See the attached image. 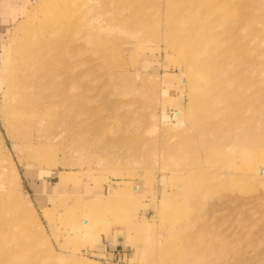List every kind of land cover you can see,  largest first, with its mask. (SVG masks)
Returning <instances> with one entry per match:
<instances>
[{
    "label": "rangeland",
    "instance_id": "obj_1",
    "mask_svg": "<svg viewBox=\"0 0 264 264\" xmlns=\"http://www.w3.org/2000/svg\"><path fill=\"white\" fill-rule=\"evenodd\" d=\"M48 1L28 0L15 24L2 25L0 192L18 221L0 222V264H264V56L244 72L252 119L234 129L216 123V104L162 25L144 36L116 30L101 45L96 32L76 72L32 73L40 104L62 84L77 94L74 114L6 128L13 50ZM223 1L245 18L241 36L264 31V0ZM208 141L220 150L208 155ZM113 199L102 216L86 215Z\"/></svg>",
    "mask_w": 264,
    "mask_h": 264
},
{
    "label": "bare ground",
    "instance_id": "obj_2",
    "mask_svg": "<svg viewBox=\"0 0 264 264\" xmlns=\"http://www.w3.org/2000/svg\"><path fill=\"white\" fill-rule=\"evenodd\" d=\"M228 7L223 0H49L44 6L43 16L33 21L29 30L27 28L25 33L29 36L13 50L16 59L10 67L7 100L3 103L4 127L21 130L55 111L58 114L63 110V114L69 117L80 107L77 94L60 88L62 84H57L58 91L51 100L44 95L49 99H46V105L40 104L42 94H35L33 90L34 70L46 68V74H52L48 79L53 77V73L60 77L69 71L70 75L80 65L79 54H89L96 44L115 42L116 30L144 36L154 26L161 25L160 34L164 40L187 61L191 69L189 78L202 83L199 89H204L205 95L216 104L219 110L216 123H226L234 129L248 123L252 119L251 110L255 102L251 97V77L247 78L244 72L251 71L257 55L264 56L261 43L264 31H248L249 39L244 38L245 35L241 36L242 32L236 28L239 24L242 28L245 18L242 15L244 19L241 21L239 12L231 13ZM96 32H103L104 36L101 35L99 43L95 44L91 39ZM160 34H156L153 40H158ZM260 66L264 68V61ZM71 77L75 79L73 75ZM247 88L251 93L245 92ZM194 110L192 106L190 113ZM259 110H256L258 116L261 115ZM20 136L24 138V135ZM207 143L208 155L220 150L219 145ZM4 197V192H0V222L12 226L18 221L13 212L15 205L5 201ZM116 205L117 201L113 199L102 208L89 209L86 215L89 218L100 217L103 210ZM1 213L6 217L3 215L2 218Z\"/></svg>",
    "mask_w": 264,
    "mask_h": 264
},
{
    "label": "crops",
    "instance_id": "obj_3",
    "mask_svg": "<svg viewBox=\"0 0 264 264\" xmlns=\"http://www.w3.org/2000/svg\"><path fill=\"white\" fill-rule=\"evenodd\" d=\"M27 1L28 0H0V47L9 34L8 30L2 33V25L8 22L15 24V22L19 20V12L23 11L24 3ZM117 239L118 238H112L114 242L117 241Z\"/></svg>",
    "mask_w": 264,
    "mask_h": 264
}]
</instances>
